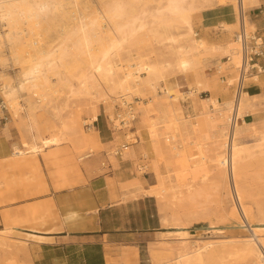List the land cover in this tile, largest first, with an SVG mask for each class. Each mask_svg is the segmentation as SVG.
I'll list each match as a JSON object with an SVG mask.
<instances>
[{"label": "rangeland", "instance_id": "obj_1", "mask_svg": "<svg viewBox=\"0 0 264 264\" xmlns=\"http://www.w3.org/2000/svg\"><path fill=\"white\" fill-rule=\"evenodd\" d=\"M261 1L264 2V0H254L242 14L246 21L253 25V28L246 27L247 34L250 36L256 33L264 34V27L258 28L255 22L257 17L254 16L258 6L260 4L264 6ZM152 5V2L147 1L144 6L151 8ZM230 5L229 3L219 4L216 0H211L208 4L198 2L199 9L191 15L194 34L192 37L196 40L202 39L209 46L229 45L231 42L234 45L237 44L233 40H235L234 32L238 31V27L236 26L231 33L224 29L225 24L236 21L235 11ZM98 7V0H80L77 10L83 13L84 10L90 12ZM230 15L232 16L230 17ZM65 23L66 20L53 19L49 23L44 43L56 38L61 32V28L66 27ZM227 33L230 36H226ZM154 38L149 28L145 27L137 31L131 39L122 43L121 52L114 58L118 64H124L126 58H131L128 56L130 51L133 56H135V52H138V55L148 57L152 61L169 63L170 66L164 69L154 90L149 86H144L131 97L116 93L103 98L101 94L105 92V87L102 84L90 88L88 93L83 90L82 93L75 95L70 93L67 86L57 83L55 86L59 92L55 94L56 96L54 95L51 101L52 105L58 107L57 112L49 106L47 109L40 110L36 116L39 133L45 132L48 123L55 124L58 128L61 123L59 119L68 123L72 116H76L81 125V133L93 136V143L90 146L79 149L74 145V135L67 131L66 137L59 144L45 148L40 153L46 149L56 152L64 147L66 151H72L76 159L84 165L93 159L103 164L102 157L107 158L115 168L117 160L128 162L123 174L125 181L119 184L120 191H123L120 201L124 203L126 200H132V202L123 204L117 215L120 218L124 217L125 228L148 230L151 233L147 239L136 243L134 254H127V257L122 258L124 264H173L175 251L169 254L160 249L159 245L161 241L168 242L170 246L175 245L180 235H187L190 241L249 235L245 227L240 226L241 222L233 208L231 195L226 192L229 191L228 186L224 188L221 185L219 169H216L214 162L207 161L205 165L198 166L196 170L195 168L193 170V165L191 166L193 162L187 159L197 153L195 142H200L201 148L211 154L217 143H220L221 140L224 141L222 138L219 141L218 129L213 121L200 124L193 134L183 125V122L186 121L190 126L196 127L194 125L204 118L205 102L202 99L212 96L219 102L223 101V90L220 87L224 88L230 74L223 68L219 69L218 65L220 60L227 61V57L221 58L223 55L221 51L213 49L214 47L211 46V49L201 54L200 64L194 68L195 70L190 69L183 73L173 65L174 54L168 47V42L162 38ZM181 42L183 43V41ZM0 53V56L8 59L9 46L4 44ZM130 62L134 63V60H130ZM132 66L135 67L134 64ZM4 70L8 77L15 79L19 66L9 60ZM145 75L144 73L140 74L142 77ZM196 75L204 77L207 81V91L195 87L194 76ZM50 78L53 83L56 82L55 77ZM69 80L72 84L71 88L75 90L77 87L75 77L73 76ZM251 81V79L245 81L244 90H246V83ZM167 90L168 93H166ZM232 90L233 87H231L230 93ZM175 96L177 97L174 98ZM164 97H166V101L176 104L174 109L169 112L164 103ZM19 101L22 106L23 104L25 106L24 98H19ZM251 101L252 104L246 110L245 115L250 112L253 117L245 120L249 127L238 135L239 141L244 146H252L255 143L257 132L264 126V96H261L260 99L254 97ZM148 103L152 106H148ZM206 105H209V109L213 108L209 103ZM5 107V110H0V133L12 144L13 148L16 146L24 150L22 142H30V136L35 131L27 130L24 108L21 110L20 118L14 119L9 108L6 105ZM142 108H146V116L142 112ZM150 122L155 123L157 154L154 153L152 145L148 125ZM237 122L241 123L239 120ZM226 131L227 138L224 137V139L228 142L229 127L226 128ZM171 134L174 135L173 140L169 138ZM172 143L176 145V148L171 147ZM182 149L185 150L184 156L178 154ZM13 151L11 159L16 162L24 160L28 154L36 162V155L39 154L27 152L22 155H14ZM83 155H88V157L84 158ZM153 159L156 162H152ZM259 160L249 159L244 179L241 175L245 191L243 203L249 207L252 214L255 213L256 205L264 207V162ZM155 168L165 176V180L170 185L172 182L180 186L182 192L186 189L185 184L191 186L190 191L193 192L194 198L191 201L186 199L181 206L177 207L175 217L170 214V206H165L168 201H171L170 196L166 195L165 198H161L152 192L147 193L148 187H156L157 184L156 177H154ZM192 171H196L195 174ZM167 176L171 177L167 178ZM203 176L205 178H202ZM250 223L253 224L252 226L257 225L259 228H264V220L256 214L252 216ZM7 230L4 233L0 232V264H23L18 255L21 253L20 250L24 243L12 240L11 230ZM217 264H250V262L248 259L235 256L228 257L225 261Z\"/></svg>", "mask_w": 264, "mask_h": 264}, {"label": "bare ground", "instance_id": "obj_2", "mask_svg": "<svg viewBox=\"0 0 264 264\" xmlns=\"http://www.w3.org/2000/svg\"><path fill=\"white\" fill-rule=\"evenodd\" d=\"M147 1L153 3L151 8L144 6ZM210 1L98 0L97 9L90 12L84 10L81 13L77 10L80 0H0V50L4 44L10 49L8 59L0 56V67L2 68L0 97L14 119L20 118L21 110L24 108L27 130L35 131L30 136V142H22L24 150L15 146L13 154L40 153L45 148L59 144L66 137L67 131L74 135V145L79 149H84L93 143L91 134L92 137L81 133V125L76 116H72L68 123L59 119L61 123L58 128L55 124L48 123L45 132L37 131V113L49 106L56 112L58 110V107L51 103L54 95L59 92L55 86L57 83L67 86L70 93L75 95L82 93L83 90L88 93L90 88L102 84L105 87V92L101 94L103 98L116 93L131 97L144 86H149L154 90L164 69L170 66L169 63L152 61L148 57L138 55V52H135L133 56L130 51L128 56L131 58H126L124 64H118L114 60L121 52V44L145 27L149 28L155 38H162L168 42V47L174 54L173 65L179 71L184 73L194 69L200 64L201 54L211 49L212 45L209 46L202 39L196 40L192 37L191 15L199 9L198 2L208 4ZM216 1L219 4H231L230 6L235 11L236 21L225 24L224 29L231 33L236 26L239 28L243 24L245 34L249 37L246 27L253 28V25L248 23L241 14L254 0ZM55 18L59 21L66 20V27H62L61 32L52 41L44 43L49 23ZM228 33L226 36L230 34ZM212 47L221 51L223 54L221 58L227 57V61L220 60L218 65L219 69L223 68L230 74L224 88L220 87L223 90V101L219 102L212 96L202 99L205 102L204 118L194 125L196 127L190 126L186 121L183 125L193 134L200 124L213 121L218 129L219 141L220 138L224 141L216 142L217 146L212 149L211 154L201 148L200 142H195L197 153L187 159L193 162L191 164L193 170L205 165L207 161L214 162L216 169H219L221 185L224 188L228 186L229 191L226 192L231 195L233 208L241 222L240 226H244L249 235L192 241L187 235H180L175 245L170 246L168 242L161 241L159 247L169 254L175 251L173 264H217L228 257L235 256L248 259L250 264H264V228H259L257 225L252 226L253 224L250 223L254 214L264 220V207L256 205L255 213L252 214L249 207L243 203L245 191L242 184V176L244 179L248 160L254 158L264 162V126L257 132L255 143L252 146H244L239 141L240 132L249 127L243 116L256 95H250L244 90L248 74H244L243 78L238 75L242 66V52L239 43L234 45L231 42L229 45H213ZM7 60H12L19 66L15 79H11L5 73L4 67L8 64ZM130 60H134V63ZM141 73L146 75L142 77ZM52 76L56 78L55 83L50 78ZM73 76L77 83L75 90L71 88L72 84L69 80ZM252 79L256 80V77ZM194 84L195 87L207 91L208 83L204 77L194 76ZM231 87L233 90L230 93ZM21 97L24 98L25 106L20 103L21 99L19 101ZM164 99L168 112L174 109L176 104L166 101V97ZM208 103L213 106L212 109L208 108L209 105H206ZM150 105L148 103V106ZM141 110L146 116V108ZM238 120L241 123H238ZM148 125L154 153L157 154L155 123L150 122ZM228 127L227 142L224 137L227 138L226 128ZM169 138L173 140L174 135L171 134ZM171 147L176 148V145L172 143ZM178 154L184 156L185 150L182 149ZM83 157L86 158L88 155H83ZM152 162H156L155 159ZM154 172L157 184L156 187H148L147 193L152 192L161 198H165L166 195L170 196L171 201H168L165 206H170V214L175 217V209L181 206L186 199L191 201L194 198L193 192L190 191L191 186L185 184L186 189L182 192L181 187L175 183L170 182V185L157 168ZM192 172L195 174L196 171Z\"/></svg>", "mask_w": 264, "mask_h": 264}, {"label": "crops", "instance_id": "obj_3", "mask_svg": "<svg viewBox=\"0 0 264 264\" xmlns=\"http://www.w3.org/2000/svg\"><path fill=\"white\" fill-rule=\"evenodd\" d=\"M254 16L262 29V4ZM257 65L263 68L264 58ZM249 78L245 89L260 99L263 69L251 70ZM249 117L250 112L244 119ZM12 151L0 133V231L10 229L11 239L24 243L18 255L23 264H124L122 258L149 237L148 230L125 228L124 217L117 215L132 202L120 201L127 161L117 160L115 168L102 157L103 164L93 159L84 165L62 147L37 154L36 162L29 154L16 162Z\"/></svg>", "mask_w": 264, "mask_h": 264}, {"label": "built area", "instance_id": "obj_4", "mask_svg": "<svg viewBox=\"0 0 264 264\" xmlns=\"http://www.w3.org/2000/svg\"><path fill=\"white\" fill-rule=\"evenodd\" d=\"M243 14V13H242ZM241 14V15H242ZM242 18V17H241ZM243 22V19H242ZM235 40L239 43L242 52V66L238 71L239 77L243 78L244 74H250V71L255 69L261 71L260 65H257V60L264 58V39L262 36L253 34L246 36L243 24L240 25L238 31L234 35ZM6 109L2 98H0V110Z\"/></svg>", "mask_w": 264, "mask_h": 264}]
</instances>
